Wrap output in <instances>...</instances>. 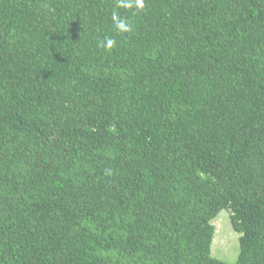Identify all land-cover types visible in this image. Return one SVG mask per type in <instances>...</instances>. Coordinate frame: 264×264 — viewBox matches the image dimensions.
Here are the masks:
<instances>
[{"label": "trees", "instance_id": "trees-1", "mask_svg": "<svg viewBox=\"0 0 264 264\" xmlns=\"http://www.w3.org/2000/svg\"><path fill=\"white\" fill-rule=\"evenodd\" d=\"M144 5L0 0V264H264V0Z\"/></svg>", "mask_w": 264, "mask_h": 264}, {"label": "rangeland", "instance_id": "rangeland-1", "mask_svg": "<svg viewBox=\"0 0 264 264\" xmlns=\"http://www.w3.org/2000/svg\"><path fill=\"white\" fill-rule=\"evenodd\" d=\"M213 222L217 229L212 245L213 255L228 262L235 261L240 249V233L232 227L229 214L225 210Z\"/></svg>", "mask_w": 264, "mask_h": 264}, {"label": "clouds", "instance_id": "clouds-1", "mask_svg": "<svg viewBox=\"0 0 264 264\" xmlns=\"http://www.w3.org/2000/svg\"><path fill=\"white\" fill-rule=\"evenodd\" d=\"M144 6V0H117V7L143 10ZM113 23L115 30L120 33H130L133 31V25L127 19L121 18L115 10L113 11ZM116 43L115 39L106 36L102 41L98 42L97 46L110 51L116 46Z\"/></svg>", "mask_w": 264, "mask_h": 264}]
</instances>
